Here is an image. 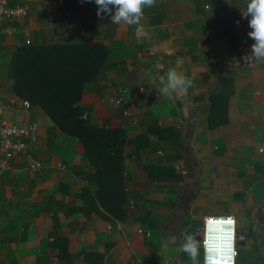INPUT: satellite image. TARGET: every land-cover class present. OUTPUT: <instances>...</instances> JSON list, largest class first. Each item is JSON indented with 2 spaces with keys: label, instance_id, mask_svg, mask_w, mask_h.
Instances as JSON below:
<instances>
[{
  "label": "crops",
  "instance_id": "crops-1",
  "mask_svg": "<svg viewBox=\"0 0 264 264\" xmlns=\"http://www.w3.org/2000/svg\"><path fill=\"white\" fill-rule=\"evenodd\" d=\"M248 2L157 0L144 9L139 25H128L98 17L94 0H63L59 12L52 0H10L18 14L12 21L16 30L0 36V103L13 96L28 99L16 92L10 75L27 38L30 45H101L106 52L101 66L107 64L74 107L85 108L77 117L88 124L124 132L127 202L119 207L108 196L101 200L95 167L81 141L41 104L8 109L14 121L37 125L30 147L42 167L31 170L18 154L2 173L0 264H191L179 251L185 236L199 240L201 219L227 214L246 182L256 187L264 180V60H243L254 43L248 36L250 17L241 16ZM116 41L130 50L123 54ZM170 70L192 80V86L166 97L161 78ZM230 80L227 97L218 96ZM121 97L129 114L109 101ZM215 101L225 111L219 117L226 119L212 127ZM166 127L180 135L182 149L172 132L160 136L157 128ZM145 165H176V173L160 182L149 177ZM205 184L209 187L202 189ZM263 193L264 187L256 194ZM209 199L225 205L206 206ZM255 200L264 202L261 196ZM238 230L240 262L264 264V223ZM199 252L203 264L202 242Z\"/></svg>",
  "mask_w": 264,
  "mask_h": 264
},
{
  "label": "trees",
  "instance_id": "trees-1",
  "mask_svg": "<svg viewBox=\"0 0 264 264\" xmlns=\"http://www.w3.org/2000/svg\"><path fill=\"white\" fill-rule=\"evenodd\" d=\"M114 44L122 48L123 54L130 50L120 41ZM105 57L102 46L94 43L55 46L25 44L14 55L10 75L15 79V90L19 95L28 98L31 103L41 104L65 132L81 141L84 155L95 167L94 176L100 198L108 196L111 203L115 202L120 207L127 202L122 171L128 140L119 128L106 129L88 124L82 117H77L79 113L84 114L85 108L74 107L81 94L96 84L107 64L104 62L101 66ZM218 79L225 86L223 72L220 71ZM232 87L230 80L229 86L224 87L218 96L227 97ZM211 97L214 99L215 96ZM223 111L216 101L213 102L210 126L215 127L225 121L226 118L219 117ZM157 129L160 136L163 132H172L174 143H179V149H182V139L172 127ZM177 157L179 154L173 155L171 160ZM144 168L150 178L160 182L176 173V165H145Z\"/></svg>",
  "mask_w": 264,
  "mask_h": 264
},
{
  "label": "clouds",
  "instance_id": "clouds-1",
  "mask_svg": "<svg viewBox=\"0 0 264 264\" xmlns=\"http://www.w3.org/2000/svg\"><path fill=\"white\" fill-rule=\"evenodd\" d=\"M94 2L98 17L107 15L113 24L124 22L128 25H139L144 16V9L154 7L157 0H94ZM241 16L242 18L250 17L251 31L248 32V36L254 41L251 52L243 57L244 62L264 60V0H249L246 10L241 11ZM161 82L160 93L166 97L186 92L192 86V80L175 70H170L166 77L161 78ZM236 223V219L232 216L205 217L204 264H235ZM199 250L200 241L192 234L185 236V243L179 249L187 254L191 264H199Z\"/></svg>",
  "mask_w": 264,
  "mask_h": 264
},
{
  "label": "built area",
  "instance_id": "built-area-1",
  "mask_svg": "<svg viewBox=\"0 0 264 264\" xmlns=\"http://www.w3.org/2000/svg\"><path fill=\"white\" fill-rule=\"evenodd\" d=\"M56 6L57 12L60 11L63 0H52ZM18 14V9L15 7L10 6V0H0V36L3 33H13L16 28L12 24L14 17ZM8 24V25H7ZM26 35H30V31L27 29L25 30ZM26 44H31L30 39H26ZM119 106L125 108V113L129 114L130 109L127 105V101L121 98H111L109 100ZM32 103L28 99H24L19 96H13L8 99V102L5 104L0 103V179L2 177V173L5 169H7L11 165V161L13 158L21 154L26 158L27 164L29 165L30 169L33 171H38L42 167V162L38 159L32 152L30 143L34 142L37 139V125L34 123H30L27 120H19L14 121L10 117L7 116V112L10 110H16L17 108L22 109H30ZM10 109L9 111H7ZM7 111V112H6ZM260 151L264 153V146L260 148ZM163 154V152H160ZM130 208H135V202L130 201ZM213 217H228L232 216L236 219V227H235V236H234V249L236 252L235 256V264H237V256H238V227L239 221L238 218L234 214H213L207 215ZM205 217L203 219L202 228V243L204 238V222ZM149 230H139V233L149 235ZM205 261V249L203 246V264Z\"/></svg>",
  "mask_w": 264,
  "mask_h": 264
},
{
  "label": "rangeland",
  "instance_id": "rangeland-1",
  "mask_svg": "<svg viewBox=\"0 0 264 264\" xmlns=\"http://www.w3.org/2000/svg\"><path fill=\"white\" fill-rule=\"evenodd\" d=\"M262 181L263 182H258V184H256L257 185L256 187H254V182H252L251 184H249V182H246V184H244V189L237 191V193H239V194H237L236 199L231 201L229 203V206L226 208V212H224V213L235 214L238 216V221H240L239 227L240 226L245 227V226L253 224L255 222L264 223V202H258L255 200V196H261L264 198V193L263 194H256L258 191H260L262 189V187H264V180H262ZM195 187H198V186H195ZM208 187H209V185L205 184L202 187V189H206ZM182 188L192 189L193 186L183 185ZM196 190L198 192H199V190L195 189V191H194L197 195ZM193 202H195V200H193ZM214 204H218L219 206L225 205L224 203H221V202L214 203L213 201H210V199L206 202V206H211ZM197 210H199V209H196V207L194 206L192 212H197ZM203 219H201V224L203 223ZM244 263H245L244 261H242V263H241L239 260V256H237V264H244Z\"/></svg>",
  "mask_w": 264,
  "mask_h": 264
},
{
  "label": "water",
  "instance_id": "water-1",
  "mask_svg": "<svg viewBox=\"0 0 264 264\" xmlns=\"http://www.w3.org/2000/svg\"><path fill=\"white\" fill-rule=\"evenodd\" d=\"M202 228H203V225H200L197 227V230H198V236H199V241L202 242V237H201V234H202ZM238 245H239V241H238Z\"/></svg>",
  "mask_w": 264,
  "mask_h": 264
}]
</instances>
